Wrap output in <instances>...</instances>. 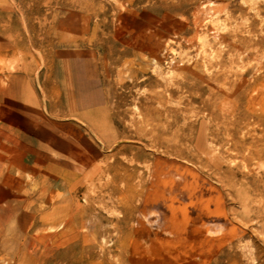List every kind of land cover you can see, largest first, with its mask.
<instances>
[{
    "label": "rangeland",
    "instance_id": "1",
    "mask_svg": "<svg viewBox=\"0 0 264 264\" xmlns=\"http://www.w3.org/2000/svg\"><path fill=\"white\" fill-rule=\"evenodd\" d=\"M259 123L264 0H0V264H264Z\"/></svg>",
    "mask_w": 264,
    "mask_h": 264
},
{
    "label": "bare ground",
    "instance_id": "2",
    "mask_svg": "<svg viewBox=\"0 0 264 264\" xmlns=\"http://www.w3.org/2000/svg\"><path fill=\"white\" fill-rule=\"evenodd\" d=\"M208 91V92H207ZM208 94L209 95V101H211L210 99L214 98V97H222V96H225V95H222L221 93H218L217 91H215V89L211 86H208L203 92H202V95H205V94ZM208 97V96H207ZM225 98V97H224ZM163 102V101H162ZM169 102V101H168ZM201 103L204 104V109L205 110H209L210 107V103L208 105L206 99H203L201 98ZM164 105V104H163ZM167 105V104H166ZM163 107V106H162ZM164 108V107H163ZM165 111V110H164ZM167 111V110H166ZM226 111L224 114H223V118L225 120H227V128H226V134L228 135V139H227V144H231L233 147L237 148L238 147V140L236 138V133L237 132H240L241 130H245V128H247L248 126L246 124L244 125H239L238 123L235 122V109L234 107H232V109L230 110H225ZM212 113V111H210ZM214 113V111H213ZM260 124V123H259ZM262 125L263 129H264V124H260ZM244 132V131H243ZM245 141L242 139V142ZM155 142V141H154ZM241 142V141H240ZM244 143V142H243ZM241 144V143H240ZM244 145V144H242ZM246 145V144H245ZM213 161V160H212ZM216 161V159H215ZM216 168V167H215Z\"/></svg>",
    "mask_w": 264,
    "mask_h": 264
}]
</instances>
